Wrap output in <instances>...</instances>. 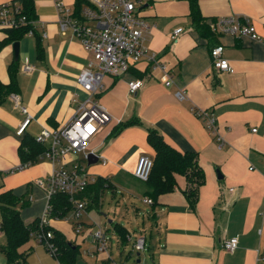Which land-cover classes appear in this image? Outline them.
I'll return each mask as SVG.
<instances>
[{
	"label": "crops",
	"instance_id": "obj_1",
	"mask_svg": "<svg viewBox=\"0 0 264 264\" xmlns=\"http://www.w3.org/2000/svg\"><path fill=\"white\" fill-rule=\"evenodd\" d=\"M9 1L12 0H0V4ZM56 1L34 0L40 46L36 36L26 35L19 40L18 58L14 43L0 49V79L10 83L9 67L17 62V91L21 105L27 108V113L23 112L10 96L0 104V193L13 190L20 197L24 221L21 205L37 200L44 206L48 194L39 183L60 164L45 158L40 146L36 160L19 169L23 164L19 153L23 138L35 140L44 128L63 127L89 96L79 75L92 55L71 29H62ZM61 1L69 9L76 8L77 0ZM193 1L145 0L139 6L140 15L151 27L145 34L148 55L155 54L156 60L167 66L174 84H164L162 72L152 67L149 56L119 76L106 75L96 99L107 107L111 121L93 137L87 154L68 156L65 166H83L95 180L99 176L110 179L116 191L128 188L141 194L142 186L135 180L134 170L142 154L154 157L147 129L156 128L179 151L198 152L206 182L193 206L183 192L186 177L176 174L177 188L159 195L155 205L149 204L151 239L154 232L156 238L149 249L153 264H264V0H197L206 26L211 28L212 22L221 17H245L254 23L261 41L214 32L212 28L201 31L193 21ZM179 27L184 31L172 40V33ZM7 36L5 30H0V42ZM219 44L225 47L224 56L232 71L213 66L211 49ZM26 60L36 64L34 73L21 72ZM137 79L144 84L131 93L129 83ZM180 87L186 88L188 95L183 101L175 95ZM193 108L214 114L224 147H219ZM27 116L31 120L25 136H18L17 130ZM134 118L142 124L120 129ZM44 145L47 147L48 142ZM89 152L100 157L97 163L88 164ZM141 191L142 198H151L145 188ZM99 204L96 202L92 208ZM40 214L33 215L29 222L40 218ZM68 215L76 220L72 211ZM27 216L30 219V212ZM86 217L90 223L84 222L85 226L94 229L96 218L89 209ZM88 232L76 233V241H71L78 246L74 264H108V253L87 252L95 250ZM2 235L6 242L0 246L4 256L0 264H5L2 247L7 237ZM235 236L239 245L234 252H228L223 241ZM28 243L22 247L24 252L31 251L27 264H62L47 248L38 252L35 263L29 262L34 248Z\"/></svg>",
	"mask_w": 264,
	"mask_h": 264
},
{
	"label": "built area",
	"instance_id": "obj_2",
	"mask_svg": "<svg viewBox=\"0 0 264 264\" xmlns=\"http://www.w3.org/2000/svg\"><path fill=\"white\" fill-rule=\"evenodd\" d=\"M84 1L78 12L75 9H69L61 0L56 1V7L59 12L62 29L64 31L71 29L80 39L85 50L92 55L88 66L79 75V82L89 96L79 106L66 125L53 130L44 128L36 137L38 143L48 142L47 148L42 155L53 162V164H60L59 167L51 171L44 182L39 183L48 194V205L40 219V228L32 232L35 238L39 242L46 244V247L52 252L54 251V245L50 238H52L53 233L45 232L43 229L49 225L50 199L58 193H64L69 196V201L74 206L73 217L80 218L83 213H87V202L80 198L79 195L85 192L88 185L95 179L88 174L85 167L79 166L70 169L65 166V162L70 155L80 152L87 154L93 137L102 126L111 121L107 107L96 99L99 92L104 88V77L106 75L119 76L127 72L133 64L143 57L149 56L153 61L152 67L162 72L164 84L167 87L174 84L172 74L167 66L157 61L155 54L148 55L149 49L145 45V34L151 27L145 17L141 16L139 12V6L145 0ZM23 9L21 2L9 1L1 3L0 30L18 28L29 24L33 29L29 30L26 35L33 36L34 28L38 27V20L28 19ZM211 28L214 32L229 33L238 37L249 36L254 40H262L254 23L248 18L241 16L218 18L212 22ZM183 31V27L175 29L171 39L176 40ZM224 51L225 47L222 44L216 45L211 49L213 66L220 71H232L229 60L224 56ZM36 69V64L30 60H26L21 65V72L25 74H32ZM143 84L144 81L139 79L130 82V92H136ZM175 95L180 101L188 97L186 88L181 87L176 90ZM10 98L16 107L27 113V108L21 105L18 93H12ZM193 112L206 123L207 128L217 139L219 147H224L225 140L218 133L214 114L206 109L197 108H193ZM30 120V116H27L20 124L17 130L18 136L25 135ZM253 131H257V128H254ZM29 163L31 162L22 164L19 169L26 167ZM153 167V157L148 154H142L138 159L134 175L141 181H147ZM144 202L153 204V200L148 197L144 198ZM98 227V229L86 227L83 221L75 224L77 234H85L89 230L87 238L92 241L95 250L94 252L87 251L88 253L95 255V252H106L110 257L108 248L110 238L106 228ZM2 234L3 229L0 224V236ZM129 239L131 240L130 236ZM222 245L228 252H234L239 245V238L235 236L226 239ZM134 246L137 250L145 249L146 237L140 235L134 242ZM261 260L264 262V254H262ZM113 264L118 263L114 262Z\"/></svg>",
	"mask_w": 264,
	"mask_h": 264
},
{
	"label": "trees",
	"instance_id": "obj_3",
	"mask_svg": "<svg viewBox=\"0 0 264 264\" xmlns=\"http://www.w3.org/2000/svg\"><path fill=\"white\" fill-rule=\"evenodd\" d=\"M12 2H21L24 8L23 12L27 15L28 19L38 20L34 0H12ZM84 2V0H77L75 8L77 12L80 11ZM192 17L195 25H197L201 31L203 30L204 32L206 29H211L204 24L197 0L192 2ZM31 29H33V27L29 24L18 28L5 29L8 36L0 42V49L8 43L21 40ZM33 36H36L39 42L41 41L42 37L39 35L38 27L34 28ZM40 45L41 42L39 43V46ZM9 72L11 75L10 83L5 84L0 79V104L12 93H18L16 82L17 62L10 65ZM140 124H142V122L134 118L122 124L121 127H124L120 129L130 125ZM147 132L148 143L154 149L155 155L153 157L154 167L152 173L147 181H143L145 184V194L152 198V205H155L159 195L172 192L177 188L176 174H181L184 175L187 180V187L183 192L194 206L199 197L200 187L206 182V174L199 161L198 152L194 150L179 151L169 144L156 128L149 127ZM44 144L45 143H38L36 138L32 140L25 136L19 148L23 164L35 161V155L40 150L39 147H42L41 153L47 148ZM136 179L138 178L136 177ZM109 180L110 179L99 176L95 180L94 186L89 184L85 192L79 195L80 198L86 200L87 210H90L96 202L98 204L100 203L103 192L105 193L107 190L111 189L116 191V186ZM20 202V197L17 196L13 190L0 193L1 226L3 233L7 237V244L2 247V251L7 258L5 264H27V257L31 254V251L24 252L22 251V247L27 244L32 237L35 238L32 232L40 228L39 222L41 217L29 223L24 221L19 208ZM49 203L51 210L48 216L50 218H63L69 213L71 214V211L73 212L74 206L69 201V196L64 193L54 195ZM89 205L91 206L89 207ZM48 226L50 227V225ZM114 229L118 236V241H120L122 246L132 241V235L125 227L117 225L114 226ZM151 237L152 233H150L147 238L151 239ZM147 238L145 248L148 246L150 249L151 246L148 244ZM50 241L54 245V251L52 252L49 248L47 249L55 255L62 264H74L78 254V246H76L75 243L67 240L65 235L57 230L53 231V236L50 238ZM112 256L111 253L106 261L108 264H113V262L110 263L113 260Z\"/></svg>",
	"mask_w": 264,
	"mask_h": 264
},
{
	"label": "rangeland",
	"instance_id": "obj_4",
	"mask_svg": "<svg viewBox=\"0 0 264 264\" xmlns=\"http://www.w3.org/2000/svg\"><path fill=\"white\" fill-rule=\"evenodd\" d=\"M89 148V147H88ZM86 167L87 163H86ZM136 180V178H135ZM129 181H132L133 184H141V190L145 188L144 182L141 180L133 181L129 179ZM132 189H135L132 185ZM112 190V189H111ZM108 190L107 193L103 194L100 200V204L97 207L90 208L91 215L96 218V225H94V229H98V226H101L103 229H106V232L108 236L110 237V243H109V250L113 255V259L118 264H153L151 259V254L149 251V247L137 250L134 246V241L140 236H146L149 237V234L151 232L150 230V216L149 213L152 212V207L149 204L144 203L142 198V191L139 189L141 194H137L135 191H131L130 189H121L114 191V190ZM123 192V194H122ZM47 194V193H46ZM48 205V197H46V202L43 206L39 201L37 200H31L29 204L26 206L21 205V208L24 212V218L25 221L29 222L32 220V217H35L33 215H36L38 213H41L40 216L44 214V211L46 209V206ZM34 206V207H33ZM32 208V209H31ZM137 208V210H136ZM30 212V219L27 215H29ZM139 212V213H138ZM71 216V215H68ZM63 217V218H50L48 216L49 220V226L44 227L45 232H52L54 230L60 231L61 233L66 236L67 239H70V241H76V230H75V224L83 221L90 223V221L87 220L86 213H83V215L80 218H76V220L72 217ZM41 219V218H40ZM110 221H113L112 223ZM0 224H1V217H0ZM121 225L125 227L132 235V241L128 242L126 245H121L120 241L117 240V236H115V230L114 226ZM146 229V230H145ZM63 230V231H62ZM153 233V232H151ZM68 235V237H67ZM155 232L153 234V238H147L148 244L151 245L152 241L155 240ZM82 241V236H80ZM6 242L5 237L2 235L0 237V246L4 245ZM28 246L33 247L35 252L33 250L32 255L29 257L28 261L32 263V261L37 259L38 252L41 254L43 250H47L46 244L39 242L36 238L32 237L28 243ZM2 258L4 256L0 252V263L2 261ZM140 260V261H139Z\"/></svg>",
	"mask_w": 264,
	"mask_h": 264
},
{
	"label": "water",
	"instance_id": "obj_5",
	"mask_svg": "<svg viewBox=\"0 0 264 264\" xmlns=\"http://www.w3.org/2000/svg\"><path fill=\"white\" fill-rule=\"evenodd\" d=\"M13 46H14L15 55L18 58L19 57V50H20V42L19 41L14 42ZM99 159H100V157L94 152H89L87 155V160H88L89 165L97 163L99 161Z\"/></svg>",
	"mask_w": 264,
	"mask_h": 264
}]
</instances>
